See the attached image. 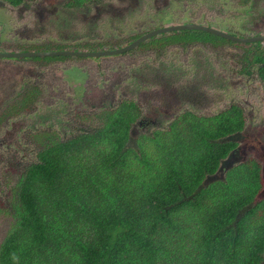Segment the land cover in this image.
<instances>
[{
  "label": "trees",
  "instance_id": "trees-1",
  "mask_svg": "<svg viewBox=\"0 0 264 264\" xmlns=\"http://www.w3.org/2000/svg\"><path fill=\"white\" fill-rule=\"evenodd\" d=\"M175 32L162 35L163 43L198 38L241 45L245 67L256 66L264 85L260 42L191 29L170 39ZM33 97L28 92L20 104ZM96 115L89 131L65 139L45 135L37 161L20 169L10 187L12 222L0 242V264L264 261L262 164L249 155L210 180L238 144L239 106L212 116L184 111L167 128L136 137L131 129L140 110L133 101Z\"/></svg>",
  "mask_w": 264,
  "mask_h": 264
},
{
  "label": "rangeland",
  "instance_id": "rangeland-1",
  "mask_svg": "<svg viewBox=\"0 0 264 264\" xmlns=\"http://www.w3.org/2000/svg\"><path fill=\"white\" fill-rule=\"evenodd\" d=\"M105 3L111 9H122V13L123 9H132L131 12L114 15L116 20L123 18L128 21L130 28L126 34L120 35L125 29L122 24H117L115 29L84 24L93 17L92 13L86 11L83 14L77 13L74 21L67 14L65 0L25 1L17 8L24 9V13H19V18L9 14L7 20L11 19L17 29L25 23L21 18L25 17L26 23L32 21V9H51L43 21L39 22L49 37L42 40H38L40 37L34 40H14L19 43L17 45L30 48L40 42L52 46H80L82 43L103 40L121 42L128 35L138 34L143 29L184 21L211 25L238 36L264 32V0H105ZM184 31H177L170 38L181 39L187 35ZM18 32L22 33V30ZM15 35L12 29L5 38H13ZM166 44L160 50L153 48V51H144L141 47L129 52L131 58L142 55L139 64L150 60L156 62L157 70L151 71L158 75L151 76L145 70L148 83L143 86L137 83L134 97L125 95L122 84L118 83L115 87L113 83V79L117 78L112 72L123 67L121 61L124 56L90 59L70 56L48 62L32 57L15 58L22 68L30 66L28 70L20 68L16 76L14 67L5 66L6 63H16L15 60H0V242L12 222L6 210L10 187L24 164L37 161V151L45 135L65 139L89 131L99 122L96 114L108 107H115L120 99L130 98L141 108L138 118L141 123L135 122L131 129L133 137L142 133L149 134L154 129L167 128L169 121L184 111L212 116L231 104H237L244 111L245 129L239 136H233L238 141L237 146L222 161L218 172L210 180L221 178L228 167L249 155H256L260 161H264V89L256 76V66L248 64L245 67L247 61L243 59L242 46L231 42L218 45L192 42L181 46L174 41ZM261 45L264 47V42ZM81 67L88 68L87 79L91 86L87 81L82 82ZM35 76L40 77L38 85L41 91L37 97H33V101L20 104ZM71 79L74 85L70 83ZM161 80L162 84L159 83ZM80 82L75 90V85ZM192 82L195 86L190 87L188 83ZM222 84L224 89L221 88ZM93 88L96 90L91 92ZM194 89L195 92L189 93ZM109 90L113 91L114 99L109 97L110 102L104 100L102 105L95 103V94L101 96L102 91ZM14 97L19 100L17 104L14 103ZM14 104L15 108L13 106L12 109ZM261 178V194H264L262 172Z\"/></svg>",
  "mask_w": 264,
  "mask_h": 264
},
{
  "label": "flooded vegetation",
  "instance_id": "flooded-vegetation-1",
  "mask_svg": "<svg viewBox=\"0 0 264 264\" xmlns=\"http://www.w3.org/2000/svg\"><path fill=\"white\" fill-rule=\"evenodd\" d=\"M25 1L29 2V1H32V0H25ZM242 1H244V0H242ZM24 2H22L21 4H23ZM73 2H75V3L73 4ZM21 4L12 5V4L8 3L5 0H0V48L4 49L5 51H47V50L102 51V50H112V49H118V48L127 46L130 43L134 42L136 39H138V38L144 36L145 34H147L149 31H152V30H155V29H158V28H162V27H165V26H171V25H179V24H184V23H196V22H193V21H190V22L189 21H184L183 23H178V24L170 23L168 25L167 24H163V26L143 29V31H141L138 34L128 35L121 42H119L117 40L114 41V42H110V40H103V41H97V42L82 43L80 46L67 45V44H63V46H60V45H53L52 46V45H49V43L40 42V43H37L34 47L30 48V46L25 47L22 44L21 45H17L19 43L14 41V40H18V39L19 40H34V39L39 38V37L40 38L38 40H42V39H46V37H49V34L47 35L45 27H41L39 25V22L43 21V17L46 14H48L51 9H32V21H28V23H26V20H24L25 17L21 18V20L23 22H25V23H22L20 26L17 27V29H15V27H14V25L12 23V20L11 19L7 20V17H9V14H10L11 17L13 16V17L19 18V13H21V12L24 13V9H17ZM64 5L66 6V8H68L67 9V14H70L71 19H74V21L77 18V16H76L77 13L79 14V13L82 12V14H83V11H86L87 13H92L93 14V17H92V19L90 21H85L84 24H86V25L95 24L98 28L99 27H102V28L111 27V29H115L118 26L117 24H122V27L125 28V29L121 32V34H120L121 36L123 34H126V30H128L130 28V25L129 26L127 25L128 21H126L123 18L120 19V20H116L114 15H120V14L131 12L132 9H123L124 13H122V11H121L122 9H111V6L106 5L105 0L104 1H102V0H82V1L65 0V4ZM119 11H121V12H119ZM109 14H111L113 16H110ZM36 22H38V26H36ZM198 24H201V23H198ZM242 25H243V23H242ZM207 26H211V25H207ZM12 29L15 30L16 35L13 36V38L9 37L8 39H6L5 37H7V32L11 31ZM19 30H22V33H19L18 32ZM181 30H187V29H181ZM181 30H173V31H181ZM191 30H198V29H191ZM173 31H165V32H162V33H157V34H154V35H150V36L146 37L145 39H143L142 41H140L138 44L132 46L128 50H125V51H123L121 53L111 54V55H102V57L124 56V60L121 61L123 67H121L118 70H115V72H112L113 76H115L117 78V80L113 79V83H114L115 87H116V85L118 83L122 84L125 87V91H126L125 95H131V96L134 97L135 93H136V85H137V83L140 86L146 85L148 83V77H147V74H146L145 70L149 71L151 76L152 75L158 76L156 73H153L151 71V69L157 70L156 62H154L153 60H150L148 63L142 62L141 64H139L138 62L140 61V59L143 58L142 55H140V56L136 55L134 58H131L129 52L132 49H134V48H141V47H142L141 49H143L144 51L145 50L153 51V50H155L153 48H156L157 50H160V49H162V46H166L167 45L166 43H163L164 41L162 39H160V36H162L160 34H164L165 33L167 35L168 33L170 34ZM201 31H203V30H201ZM223 31H225V30H223ZM226 32L230 33L228 31H226ZM230 34H232V33H230ZM259 34H264V32H257V33L251 34V35H241L239 37H252V36L259 35ZM2 35H4V37H2ZM232 35H234V34H232ZM236 36H238V35H236ZM68 38L71 39V37H68ZM225 39H227V38H225ZM227 40H230V39H227ZM4 41L11 42V43H3ZM230 41H233V40H230ZM45 42H47V41H45ZM177 42H178V44H180L182 46L185 43L188 44V43H192V42H203V41H200V40H198V38H195L194 40H191L189 42H186L183 39H182V41H177ZM233 42H238V41H233ZM258 42L263 43L264 41H258ZM203 43H206V42H203ZM239 43H251V42H239ZM252 43H255V42L252 41ZM11 45H15V46L11 47ZM109 45H111V46H109ZM47 46H49V47H47ZM70 56L79 57L80 59L81 58H89L90 59V57H91V56H76V55H58V56H50L51 58L50 57L46 58L48 56H37V57H32V58L40 60V61H44V62L47 61L48 62L51 59L54 60V59H57L59 57L69 58ZM20 58H28V57H20ZM93 58H96V57H93ZM9 59L15 60L16 63L9 64V65L6 63L5 66L14 67L15 70H16V72H15V76H16L19 73V69L22 68V66H20L18 64L17 59H15V58H6V60H9ZM0 60H5V58H1L0 57ZM1 66H3V65H1ZM23 68L28 70L30 68V66H26V67H23ZM80 72H82V75H83L82 82L84 81L83 83H85L87 81L89 83V85L91 86L92 84L90 83V80L87 79V75L89 73L88 68L81 67L80 68ZM256 76L259 79L257 73H256ZM35 77H32L34 79V81H32L33 79L31 78L32 79L31 80L32 86H30V90L28 92H33L35 94V96L37 97V94L39 93V91H41L40 90L41 87L38 85L41 82V80H40L39 76H37L36 78ZM69 81H70L71 84H73V85L75 84L74 80L71 79ZM82 82L77 83L75 85V90L77 89L78 86H80V84ZM159 83L162 84V80L159 81ZM261 83H262V81H261ZM188 85L190 87H193V86H195V83L194 82L188 83ZM221 88L224 89L223 84L221 85ZM263 89H264V85H263ZM95 90H96V88H93V89H91V92H94ZM193 92H195V89L193 91H190L189 93H193ZM98 95L99 94H95V96H97V100L95 101V103H98V104H101V105H102L104 100H106L107 102L108 101L110 102L109 97H112L114 99V94H113L112 90L102 91V93H100L101 96H98ZM14 98H15V100L18 99L16 97H14ZM124 100L132 101V99H130V98L129 99L124 98L122 100L120 99L118 104L120 102L124 101ZM133 102L138 106L139 109H141L139 104L136 101H133ZM118 104H116L115 107ZM231 105H237V104H231ZM237 106H239V105H237ZM115 107H108V108H115ZM239 107L242 110V118L244 120V128H243V130H244L245 129V125H246V120H245L243 108L241 106H239ZM215 114H213V115H215ZM175 116H177V115H175ZM208 116H211V115H208ZM138 118H137L136 122L141 123V120H138ZM257 155H261V154H257ZM254 157L262 164L261 172L264 173V163H263L264 161L263 162L260 161L258 159L259 157L256 156V155Z\"/></svg>",
  "mask_w": 264,
  "mask_h": 264
},
{
  "label": "water",
  "instance_id": "water-1",
  "mask_svg": "<svg viewBox=\"0 0 264 264\" xmlns=\"http://www.w3.org/2000/svg\"><path fill=\"white\" fill-rule=\"evenodd\" d=\"M181 29L203 30V31L210 32V33H213L215 35L221 36L223 38H227V39H230L233 41H238V42L264 41V34H259V35L252 36V37H239V36L227 33L226 31L215 28L213 26H207V25L198 24V23H184V24H179V25L165 26L162 28H158V29L149 31L147 34L136 39L134 42L130 43L129 45L118 48V49L102 50V51H80V50L1 51L0 50V57L1 58H20V57L58 56V55H76V56L98 57V56H102V55H111V54H117V53H121L125 50H128L129 48L138 44L140 41H142L143 39H145L146 37H148L150 35L162 33L165 31H173V30H181Z\"/></svg>",
  "mask_w": 264,
  "mask_h": 264
}]
</instances>
